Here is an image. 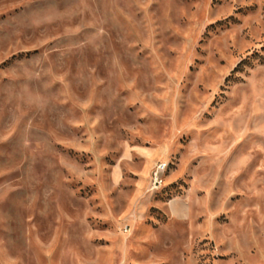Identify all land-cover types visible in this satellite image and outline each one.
Returning <instances> with one entry per match:
<instances>
[{
    "label": "rangeland",
    "instance_id": "1",
    "mask_svg": "<svg viewBox=\"0 0 264 264\" xmlns=\"http://www.w3.org/2000/svg\"><path fill=\"white\" fill-rule=\"evenodd\" d=\"M0 264H264V0H0Z\"/></svg>",
    "mask_w": 264,
    "mask_h": 264
},
{
    "label": "built area",
    "instance_id": "2",
    "mask_svg": "<svg viewBox=\"0 0 264 264\" xmlns=\"http://www.w3.org/2000/svg\"><path fill=\"white\" fill-rule=\"evenodd\" d=\"M166 168H167L166 163L159 162L155 165L151 173V180H150L151 190H157L162 185Z\"/></svg>",
    "mask_w": 264,
    "mask_h": 264
}]
</instances>
